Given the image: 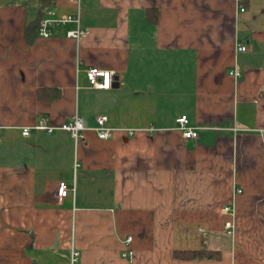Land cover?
I'll return each mask as SVG.
<instances>
[{
  "label": "crops",
  "instance_id": "crops-1",
  "mask_svg": "<svg viewBox=\"0 0 264 264\" xmlns=\"http://www.w3.org/2000/svg\"><path fill=\"white\" fill-rule=\"evenodd\" d=\"M43 2L76 10L0 0V264H264V0H82L79 40L27 31ZM75 114L84 142L34 128ZM201 247L221 258L174 253Z\"/></svg>",
  "mask_w": 264,
  "mask_h": 264
},
{
  "label": "built area",
  "instance_id": "built-area-1",
  "mask_svg": "<svg viewBox=\"0 0 264 264\" xmlns=\"http://www.w3.org/2000/svg\"><path fill=\"white\" fill-rule=\"evenodd\" d=\"M74 3L76 8L75 12L70 14H60L53 7L45 9L44 16L42 17L39 28L38 35L42 38H48L53 35L54 27L58 25H64L67 23H73L75 25L74 28H71L67 31V36L72 37L76 40L81 39L86 36V31L83 30L80 26V15H81V5L82 0H70ZM245 8L241 6V10ZM237 49L239 51H245L247 49L246 45L241 43L238 44ZM229 74L238 77L241 72L237 68H233L229 70ZM87 79L89 81V85L91 88L96 89H109L113 86L114 83V71L102 69L98 67H90L86 70ZM108 116L107 115H99L96 118V126L94 130L96 131L99 138H108L111 135V128L107 124ZM178 126L177 128L182 132L184 138H197L199 136L198 129L189 124V118L187 115H182L177 119ZM34 128L40 130H46L52 132L57 128L62 129L68 132L77 142H84L85 136V125L84 119L82 116L75 114L72 119L68 122L61 124L60 126H55L48 124L45 118H42ZM31 127H25L22 131L24 135H28L30 133ZM132 134V132H131ZM71 188L69 184L62 180L60 181L57 188V197L59 201H62L65 197H67ZM242 189H237V192H241ZM232 207L227 206L224 208L225 212H229ZM226 228L232 230L233 224L232 222L226 223ZM128 244L132 241V236H128L126 238ZM134 254L132 249H127L123 252V257L131 258ZM79 257V251L77 249H72L71 252V263L74 264L77 262Z\"/></svg>",
  "mask_w": 264,
  "mask_h": 264
},
{
  "label": "trees",
  "instance_id": "trees-1",
  "mask_svg": "<svg viewBox=\"0 0 264 264\" xmlns=\"http://www.w3.org/2000/svg\"><path fill=\"white\" fill-rule=\"evenodd\" d=\"M48 5V2H43L40 8V15L36 22L30 26L29 29H33L34 32L38 34L39 23L44 16L45 8ZM39 36V35H38ZM175 256L182 259H203V258H211V259H220L221 253L219 251H214L211 249H207L205 247H201L198 249H183V250H175ZM34 264V263H33Z\"/></svg>",
  "mask_w": 264,
  "mask_h": 264
}]
</instances>
